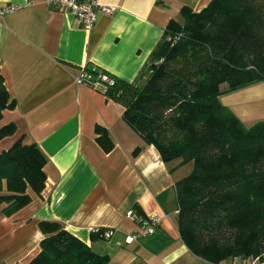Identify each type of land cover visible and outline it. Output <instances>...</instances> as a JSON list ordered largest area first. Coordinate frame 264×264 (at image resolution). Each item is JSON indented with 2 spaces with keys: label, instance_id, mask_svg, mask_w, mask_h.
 <instances>
[{
  "label": "crops",
  "instance_id": "0c3cea01",
  "mask_svg": "<svg viewBox=\"0 0 264 264\" xmlns=\"http://www.w3.org/2000/svg\"><path fill=\"white\" fill-rule=\"evenodd\" d=\"M98 1L115 9L98 13L85 29L71 11L47 7L44 0H0L20 5L0 16V74L13 101L2 111L0 127L14 125L0 138V151L24 135L46 156L41 192L29 191V202L11 215L0 212V264L30 263L44 237L41 221L59 222L112 264H246L237 258L211 262L185 245L176 183L193 161H163L124 121L123 105L89 83L97 76L92 70L133 81L169 20L184 5L198 11L210 0ZM81 72L86 81L78 82ZM220 101L245 126L264 120V81L224 93ZM97 125L111 149L97 141ZM129 210L160 221L152 233L128 242L138 226ZM96 228L111 229V236Z\"/></svg>",
  "mask_w": 264,
  "mask_h": 264
},
{
  "label": "trees",
  "instance_id": "16d2710c",
  "mask_svg": "<svg viewBox=\"0 0 264 264\" xmlns=\"http://www.w3.org/2000/svg\"><path fill=\"white\" fill-rule=\"evenodd\" d=\"M92 70L91 74L97 75ZM113 80L105 95L163 161H193L176 183L177 227L202 259H264V120L245 126L220 101L224 93L264 81V0H210L184 5L170 19L136 78ZM96 79V77H95ZM13 101L0 74V118ZM0 127V138L12 134ZM96 139L112 147L97 125ZM138 147L134 152H137ZM46 156L20 136L0 151V212L11 215L40 193ZM40 251L29 264H112L59 222L41 221ZM102 231L101 229H99Z\"/></svg>",
  "mask_w": 264,
  "mask_h": 264
},
{
  "label": "built area",
  "instance_id": "2783aa9c",
  "mask_svg": "<svg viewBox=\"0 0 264 264\" xmlns=\"http://www.w3.org/2000/svg\"><path fill=\"white\" fill-rule=\"evenodd\" d=\"M44 3L47 7L50 8H55L62 11H71L80 26L85 29H89L93 26L97 19L98 13L102 12L110 14L115 9L114 6L102 4L98 0H44ZM19 7V4L13 3L0 5V16L7 12H12ZM85 77L86 74L84 72H81V74L77 78V81H86ZM112 82V78L107 73L99 72L96 76V79L90 81L89 83L92 86L97 88L100 87L103 90L107 84H111ZM127 215L134 218L138 223L135 234L126 238L128 242L131 241L135 235L152 233L160 221V217L156 214L139 216L133 210H129L127 212ZM94 231L100 232L98 228H96ZM101 233L104 238H109L112 231L111 229H104L103 231H101Z\"/></svg>",
  "mask_w": 264,
  "mask_h": 264
},
{
  "label": "rangeland",
  "instance_id": "374dc122",
  "mask_svg": "<svg viewBox=\"0 0 264 264\" xmlns=\"http://www.w3.org/2000/svg\"><path fill=\"white\" fill-rule=\"evenodd\" d=\"M240 262H242V263H246V264H248V263H254V261L255 260H257V259H250V258H241V257H236Z\"/></svg>",
  "mask_w": 264,
  "mask_h": 264
}]
</instances>
